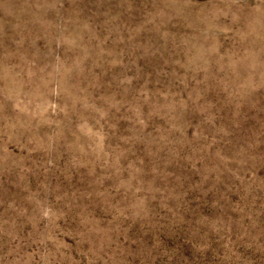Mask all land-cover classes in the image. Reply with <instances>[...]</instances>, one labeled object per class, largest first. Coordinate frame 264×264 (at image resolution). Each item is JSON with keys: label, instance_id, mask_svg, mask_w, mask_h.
<instances>
[{"label": "rangeland", "instance_id": "obj_1", "mask_svg": "<svg viewBox=\"0 0 264 264\" xmlns=\"http://www.w3.org/2000/svg\"><path fill=\"white\" fill-rule=\"evenodd\" d=\"M0 264H264V0H0Z\"/></svg>", "mask_w": 264, "mask_h": 264}]
</instances>
